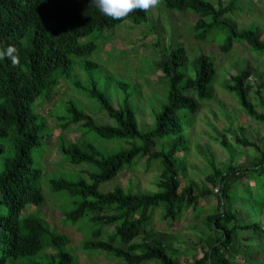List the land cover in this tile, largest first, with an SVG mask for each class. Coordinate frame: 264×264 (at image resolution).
Instances as JSON below:
<instances>
[{"label": "trees", "instance_id": "obj_1", "mask_svg": "<svg viewBox=\"0 0 264 264\" xmlns=\"http://www.w3.org/2000/svg\"><path fill=\"white\" fill-rule=\"evenodd\" d=\"M159 1L168 11L197 15L192 28L197 41H205L210 33L219 31L227 33L226 43L219 48L222 53L229 52L234 43L247 44L264 52V42L254 32L239 30L235 24L225 20V16L235 10L236 0L227 5L217 0L216 6L206 0ZM147 18V10L135 9L127 17L114 20L90 7L88 0H0V47L14 45L20 58L17 64H12L7 57L0 60V264L18 263L44 249L55 252L50 254L46 264H77L73 256L66 252L71 243L66 235L51 230L37 214L23 215L28 206L36 208L44 203L38 184L42 171L33 166L31 150L41 145L43 130L48 132L46 142L51 138V132L46 118L35 112V104L50 101L63 79L70 80L73 89L98 103L112 121L111 124H97L74 103L75 100L67 101L66 111L55 115L60 131L77 126L81 132L80 140L74 143L67 142L64 137L58 138L60 155L72 165L85 164L92 168L81 171L86 178L77 182H50L53 192H64L73 200L72 209L65 211V224L73 226L85 219L86 223L99 227L92 230V237L83 244V249L111 254L121 259L123 264L151 261L180 264L168 255L162 240H136L146 234L145 226L151 221V210L160 204L165 206L162 219L175 222L189 209L195 211L200 197L211 194L204 189L203 194L194 195L192 186L183 188L176 167L177 153L188 149L179 113L188 111L194 114L199 108L198 101L213 98L215 70L211 59L205 54H198L193 76L185 71L178 72V68L187 61L183 46L171 47L164 59L155 61L156 68L168 81V101L155 117V126L146 132L139 130L129 94L125 93L122 103L115 108L94 84L84 87L75 77L71 79L75 59L91 56L97 50L95 40H101L102 34L113 31L124 22L147 24ZM93 35L94 40L87 44L79 43L81 39ZM252 74L243 69L231 76L226 90L237 95L241 107L251 119L264 123L263 93L257 92L260 111L248 96ZM116 86L124 91L127 88V84L119 80ZM89 133L105 143L126 141L128 148L114 153L105 152V148L100 151L86 141L85 136ZM6 139L12 145V154L8 156L4 151ZM165 139H172L171 148L155 149L156 142ZM236 141L244 148L256 149L258 162L251 171L229 164L224 169L213 167L206 176L207 182L218 188L215 196L217 209L221 210L206 217V226L216 237H208L205 242L199 240L202 256L190 264H232L230 257H238L240 252L233 247L237 230L252 231L257 236L264 233L260 224H239L236 213L230 208L229 198L236 181L241 182L248 175L264 179V146L261 149L246 139ZM224 145L227 144L224 142ZM143 158L147 162L160 163L161 174L156 182L158 192L133 193L120 186L107 192L100 191V186L114 180L123 170L132 168ZM241 185L244 187L245 183L241 182ZM248 190H251L250 185ZM108 226L114 230L104 240L103 229ZM244 239L250 241L248 237ZM240 257L245 264L246 256L243 254Z\"/></svg>", "mask_w": 264, "mask_h": 264}, {"label": "rangeland", "instance_id": "obj_2", "mask_svg": "<svg viewBox=\"0 0 264 264\" xmlns=\"http://www.w3.org/2000/svg\"><path fill=\"white\" fill-rule=\"evenodd\" d=\"M206 1L217 5V0ZM221 1L223 5H227L231 0ZM234 5L235 10L227 14L225 20L235 24L239 30L254 32L264 42V0H236ZM147 15V24L133 25L124 22L113 31L102 34L101 40H95L97 50L91 56L75 59L71 79L74 80L75 77L84 87L94 84L115 108L120 106L125 93L129 94V103L135 112L139 130L146 132L155 126V117L162 112L168 101V81L156 68L155 61L164 59L171 47L183 46L187 61L178 68V72L185 71L193 76L198 54H205L211 59L215 70L213 98L198 101L199 108L194 114L188 111L179 113L184 134L188 139V149L176 155L178 178L183 188L192 186L194 195L203 194L204 189H208L211 194L200 197L196 210L189 209L175 222H165L162 219L165 206L160 204L151 210V221L145 226L146 234L136 240H162L169 256L180 264H190L202 256L199 240L205 242L208 237H216L206 226V217L216 215L221 210L217 209L218 200L214 192L216 187L207 182L206 176L212 172L213 167L224 169L229 164L251 171L258 162L259 154L256 149L244 148L236 140L246 139L261 149L264 146V123L251 119L241 107L237 95L226 90L231 76L248 69L253 73L249 80V100L260 111L257 92L263 93L264 97V52L254 50L247 44L234 43L229 52L222 53L219 48L226 43L227 33L219 31L210 33L205 41H197L192 29L198 19L197 15L191 12L168 11L160 1L155 7L147 9ZM93 37L94 35L83 38L79 43L87 44L94 40ZM92 64L94 67H90ZM118 80L127 84L125 91L116 86ZM70 100H75L74 103L97 124L112 122L98 103L81 91L73 89L70 80L60 81L50 101H38L35 104V112L46 118L47 128L51 132L48 144V132L43 130L41 145L31 150L33 166L42 171L38 184L44 203L36 208L28 206L23 215L37 214L49 224L51 230L66 235L71 241L66 252L73 256L77 264H123L121 259L111 254L83 249V244L92 237V230L99 227L86 223L85 219L73 226L66 225L65 211L72 209L73 200L64 192H53L50 187V182L56 180L77 182L86 178L81 171L92 169L85 164L77 166L68 163L57 149L59 137L72 143L79 141L81 137L77 126L60 131L55 117L56 114L66 111V102ZM85 139L100 151L105 148L107 153L128 148L126 141L105 143L93 133L87 134ZM171 146L172 139H165L163 142H156L155 149L169 150ZM4 151L6 156L12 154L10 140L6 139L4 142ZM1 164L0 161V168ZM160 174L161 166L158 161L147 162L143 158L132 168L123 170L114 180L100 186V191L107 192L120 186L133 193H156L159 191L156 182ZM241 182L245 183L244 187ZM241 182L236 181L231 188L230 208L236 213L239 224L256 223L261 226L264 224V179L248 175ZM248 185L251 186L250 191ZM103 230L105 235L102 239L105 240L114 228L108 226ZM251 235L252 231H236L237 239L233 247L241 253H238V257H230L232 264H242L240 256L243 254L246 256L245 264H264V249L260 246L264 245V237L248 243L244 238ZM54 253L44 249L15 264H46L50 254ZM143 264L157 263L151 261Z\"/></svg>", "mask_w": 264, "mask_h": 264}, {"label": "clouds", "instance_id": "obj_3", "mask_svg": "<svg viewBox=\"0 0 264 264\" xmlns=\"http://www.w3.org/2000/svg\"><path fill=\"white\" fill-rule=\"evenodd\" d=\"M158 3L159 0H88L90 7H95L104 16L114 20L127 17L135 9L147 10ZM6 57L11 60L12 64L19 63L18 49L14 45H8L6 48L0 47V60Z\"/></svg>", "mask_w": 264, "mask_h": 264}, {"label": "crops", "instance_id": "obj_4", "mask_svg": "<svg viewBox=\"0 0 264 264\" xmlns=\"http://www.w3.org/2000/svg\"><path fill=\"white\" fill-rule=\"evenodd\" d=\"M261 227H262V229L264 230V224H262L261 225ZM261 236H263L264 237V233L262 234V235H253V233H252V235L251 236H248V238H250V241H248V243H252L254 240H256V238H258L259 239V237H261ZM251 239H253V240H251ZM260 246H263V249H264V245H261L260 244Z\"/></svg>", "mask_w": 264, "mask_h": 264}, {"label": "built area", "instance_id": "obj_5", "mask_svg": "<svg viewBox=\"0 0 264 264\" xmlns=\"http://www.w3.org/2000/svg\"><path fill=\"white\" fill-rule=\"evenodd\" d=\"M215 194H218V188L214 189Z\"/></svg>", "mask_w": 264, "mask_h": 264}]
</instances>
